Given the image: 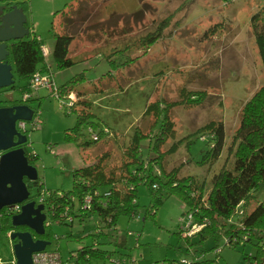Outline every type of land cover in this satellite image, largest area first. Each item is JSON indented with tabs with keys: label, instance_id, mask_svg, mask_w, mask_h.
<instances>
[{
	"label": "rangeland",
	"instance_id": "1",
	"mask_svg": "<svg viewBox=\"0 0 264 264\" xmlns=\"http://www.w3.org/2000/svg\"><path fill=\"white\" fill-rule=\"evenodd\" d=\"M71 3V9L67 7L69 22L63 26V10ZM263 6L264 0H29L25 13L31 36L37 35L43 45L52 49L53 26L58 33L65 29L75 35L71 55L79 61L58 70L51 54V66L46 62L47 66L58 86L81 71L86 73L88 80L80 87L88 90L87 97L93 101L97 118L92 120L109 131L86 149L67 141L66 131L75 125L77 112L69 107L68 96L58 98L41 89V100L30 101V105L40 108L42 123L30 131L25 146L29 153L37 154L35 166L43 189L70 191L72 170L98 158H103L106 169H114L116 177L121 175L135 127L150 130L154 114L145 110L159 101L174 104L169 110L174 133L161 145L159 154L163 158L153 164L154 171H175L178 178L192 175L207 193L215 174L224 165L233 167L230 147L235 148L233 137L242 107L264 85V66L251 30V17ZM166 21L165 28H160ZM213 26L216 32L205 36ZM158 30L160 39L149 46L148 37ZM117 47L129 48L126 55L131 64L101 83V93H93L92 85L111 69L104 55ZM198 92L205 93L200 103L187 101L189 96L197 97ZM73 95L77 101L76 93ZM21 96L19 91L6 90L0 92V101L22 99ZM211 121L224 125L225 146L215 162L201 164L209 149L211 132L205 126ZM81 130L83 139H92L88 123H83ZM150 141L141 145L146 163L158 154L149 149ZM137 195L136 213L132 217L121 215L115 228H103L104 233L98 237L92 235L101 229L97 215L84 210L69 223L46 228L53 233L47 248L58 246L67 258L71 250L93 244L106 256L93 255L90 264H116L113 260L125 257L191 260L192 252H196L195 257L211 259L209 264H253V259L245 258L255 252L251 243L241 241L233 247L226 244V236L217 249H211L215 246L212 238L196 243L200 239L197 234L206 224L196 222L175 194L163 191L155 210H151L152 197L144 184L138 186ZM263 197L264 189L254 193L247 207L241 204L237 208L228 225L239 226L245 212ZM8 219L11 221V217ZM194 224L198 229L186 235ZM186 237L194 242L188 244ZM14 256L9 236L0 232V258L6 261Z\"/></svg>",
	"mask_w": 264,
	"mask_h": 264
},
{
	"label": "trees",
	"instance_id": "2",
	"mask_svg": "<svg viewBox=\"0 0 264 264\" xmlns=\"http://www.w3.org/2000/svg\"><path fill=\"white\" fill-rule=\"evenodd\" d=\"M16 3L26 11L29 0H18ZM73 4L67 5L63 10V17L65 18L61 23L63 26L69 22L68 15H70ZM67 7L70 9H67ZM166 23L167 21L162 22L160 28H165ZM53 30L55 41L52 57L57 69L65 70L79 61L77 57L71 55L70 46L75 35L65 32V29L62 33H58L54 26ZM251 30L264 66V6L252 15ZM157 32L148 37L146 43L149 46L160 39V30ZM215 32L216 28L213 26V28L206 31L205 36L212 35ZM41 47L42 43L37 35H29L19 39L10 46L9 61L13 64L15 83L0 89V92L11 90L23 94L29 89L30 81L35 72L50 70ZM127 49L129 48L117 47L104 55L109 61L111 69L97 79V84L92 85L93 93H101V83L116 77L118 70H122L131 64L132 60L126 55ZM79 59L83 60L82 58ZM87 80L86 73L81 71L58 86L60 96L76 93L78 97L77 101L69 106L77 112V121L72 128L66 131L65 138L67 141L75 142L85 149L92 143L101 140L109 132L105 127L99 128V123L92 120L97 118V114L93 112V101L87 97L88 90L80 87ZM204 95V92H198L197 97L192 98L189 96L187 101L200 103ZM41 98V96H38L31 101L41 100ZM21 103L30 105V101L23 102L22 99H14L0 101V106ZM173 105L169 103L160 104L159 101H155L147 106L145 113L154 114V121L147 132L142 131L137 126L135 127L134 134L126 150L127 160L123 164L121 175L116 177L114 169H106L103 158H98L72 170L73 188L70 191L47 189L52 194L46 198V206L49 207L53 203L62 208L64 205L69 204L71 212L79 214L85 197L91 195L93 199L89 214L97 215L98 222H100L98 226L101 227L92 235L98 237L104 233L103 228H115L121 215L132 217L136 213L138 204L137 189L139 185L144 184L152 197L150 207L153 209L151 210H155V207L161 203L162 192L167 191L169 194L178 196L187 205L188 211L190 210L193 213L196 222L206 224L197 234L200 235V239L195 241L196 243L201 244L207 238H212L215 241V246L211 249H217L223 236H226V244L233 247L241 241L243 244L251 243L255 247V252L246 255L245 258L247 260L253 259V264H263L264 197L256 202L253 209L245 212L241 217L239 226L235 223L228 225L227 222L233 217L241 204L247 207L253 194L264 189V85L242 107L240 124L233 137L235 148L230 147L234 155L233 167L228 168L224 165L213 177L212 186L207 193H205L204 185L199 183L192 175L178 178L175 171L165 174L161 169L158 174L153 169V164L155 162L159 164L163 158V154H159L161 145L174 133L173 121L169 116V110ZM34 109L36 112L40 108L34 107ZM83 123L89 124V131L95 132L97 139L85 140L82 138L81 128ZM205 129H209L211 132H209V149L203 154L200 160L201 164L213 163L218 159L224 149L226 138L224 125L221 122L217 124L211 121L205 126ZM30 131L27 133L28 137ZM148 139L153 140V143L150 141L149 149L151 148L158 154L152 159L149 158L148 163H146L147 160L142 155L141 145L143 141ZM26 154L29 163L35 165L37 154H31L27 151ZM25 181L31 192L30 199L39 195L43 190L42 183L39 180L31 182L25 178ZM58 192H61L62 196ZM69 196H73L75 201H72ZM153 213L155 212L153 211ZM8 218H10L8 215L2 217L3 227L1 232L4 233L12 228L27 229L24 226L14 227ZM33 235L36 238L41 237L49 240L53 233L51 230H46V233L42 236L35 233ZM185 239L190 245L194 242L192 238L186 237ZM75 250L79 253V259L86 263H90L93 255L106 256L104 251L93 244L84 245ZM192 253L194 258L189 263L183 262L182 259L169 258L157 261L139 260L142 264H209L212 262L208 258L195 257L196 252Z\"/></svg>",
	"mask_w": 264,
	"mask_h": 264
},
{
	"label": "water",
	"instance_id": "3",
	"mask_svg": "<svg viewBox=\"0 0 264 264\" xmlns=\"http://www.w3.org/2000/svg\"><path fill=\"white\" fill-rule=\"evenodd\" d=\"M30 31L26 13L17 3H0V89L15 83L13 64L9 61L10 46L29 36ZM33 114L34 108L25 103L0 106V211L21 203L20 212L11 216V224L29 229L9 234L17 264H32V254L51 243L33 235L46 233L45 206L29 200L31 192L25 178L36 182L38 172L36 166L29 163L26 149L17 147L28 141V136L17 129V121H30Z\"/></svg>",
	"mask_w": 264,
	"mask_h": 264
},
{
	"label": "built area",
	"instance_id": "4",
	"mask_svg": "<svg viewBox=\"0 0 264 264\" xmlns=\"http://www.w3.org/2000/svg\"><path fill=\"white\" fill-rule=\"evenodd\" d=\"M41 48L44 59L48 63V57L50 55L49 49L44 45H42ZM41 89H46L49 92V94L60 98V94L58 92V85L56 84L53 78V73L51 72V69L48 71H37L34 73L30 81L29 89L26 92H24L21 96L23 102H29L33 98L38 97L39 91ZM73 94L74 93H70L68 95L69 105H72L75 102V98ZM41 123H42L41 110L38 109L35 112L34 109V114L30 121H26V120L17 121V129L21 133L27 135V133L30 130H35L39 128ZM91 138L97 139V134L95 132H92ZM50 194H52L51 191L47 189H43L41 193L38 195L36 202L37 204H44L45 206L44 209V212L46 213V219L44 221L45 228H50L53 224L69 223L73 221L76 213L71 212L69 204L64 205L62 208L57 207L53 203L50 204L49 207L46 206V198ZM58 194L62 196L61 192H58ZM69 198L72 201H75V198L73 196H69ZM92 199L93 198L91 195L86 196L84 199V202L82 204V210H84L86 213H89L91 209ZM21 205H22L21 203H17L12 206L5 207V213H7L8 215H14L16 213H19L21 210ZM191 216L192 215H190L189 219H191ZM188 224H190V221H188L183 227L186 229L187 227H189ZM199 224H201V226L205 225V223H199ZM192 229H193L192 232H187L185 234L188 235V233L189 234L195 233V231L198 229L196 227V224L192 226ZM56 238L60 239L59 237ZM182 261L186 263L190 262V260H187L186 258H183ZM113 262L116 264H142L139 259H131L127 257L113 260ZM0 264H17V260L15 256L12 259L6 261L0 258ZM32 264H90V263L81 261L79 259V253L75 249L70 251V254L67 258H64L59 250V247L56 246L54 248L46 247L44 250L34 252L32 254Z\"/></svg>",
	"mask_w": 264,
	"mask_h": 264
},
{
	"label": "flooded vegetation",
	"instance_id": "5",
	"mask_svg": "<svg viewBox=\"0 0 264 264\" xmlns=\"http://www.w3.org/2000/svg\"><path fill=\"white\" fill-rule=\"evenodd\" d=\"M28 142V141H27ZM26 142V143H27ZM26 143H24V144H21V145H19V146H17V147H24L25 149H26ZM27 151V150H26ZM28 152V151H27ZM35 200L36 202H37V198H36V196H33V198H31V199H29V200ZM5 208H3L1 211H0V219H2V217H4L5 215H8L7 213H5V211H3ZM8 216H12V215H8ZM1 222H2V220H1ZM2 227H3V223H2ZM2 227L0 228V232H1V230H2ZM25 230H29L28 228L27 229H17V228H12V229H10V230H8V231H6V232H4L5 234H7L8 236H9V234L11 233V232H13V231H25ZM10 243H11V245H12V241H10Z\"/></svg>",
	"mask_w": 264,
	"mask_h": 264
},
{
	"label": "crops",
	"instance_id": "6",
	"mask_svg": "<svg viewBox=\"0 0 264 264\" xmlns=\"http://www.w3.org/2000/svg\"><path fill=\"white\" fill-rule=\"evenodd\" d=\"M43 45V44H42ZM45 46V45H44ZM47 47V46H46ZM48 49H49V52H50V55L52 54V50H53V48L51 49V48H49V47H47ZM49 55V56H50ZM48 59H49V57H48ZM49 63V62H48ZM50 64V63H49ZM50 66H51V64H50Z\"/></svg>",
	"mask_w": 264,
	"mask_h": 264
}]
</instances>
